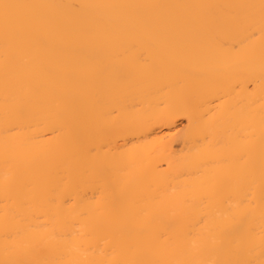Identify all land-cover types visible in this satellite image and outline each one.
<instances>
[{
	"label": "bare ground",
	"instance_id": "obj_1",
	"mask_svg": "<svg viewBox=\"0 0 264 264\" xmlns=\"http://www.w3.org/2000/svg\"><path fill=\"white\" fill-rule=\"evenodd\" d=\"M0 264H264V0H0Z\"/></svg>",
	"mask_w": 264,
	"mask_h": 264
}]
</instances>
